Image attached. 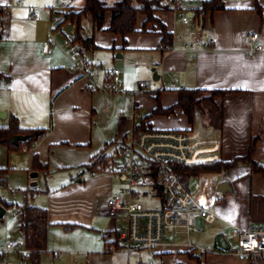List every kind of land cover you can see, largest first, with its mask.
<instances>
[{
  "label": "crops",
  "instance_id": "obj_1",
  "mask_svg": "<svg viewBox=\"0 0 264 264\" xmlns=\"http://www.w3.org/2000/svg\"><path fill=\"white\" fill-rule=\"evenodd\" d=\"M16 1L0 0V113L6 112L5 118L0 117V128L15 117L21 128L43 132L27 151L21 152L30 154L31 186L34 182L38 194L49 199L50 206H45L41 197L34 205L48 207L44 209L48 212L49 227L53 221L66 230L84 226L81 220H53L55 194L46 187V177L68 170L71 176H62L70 180L65 193L77 190L75 186L79 184L89 186L92 179L85 184L86 173L77 176L81 178L75 182L73 173L79 169L90 173L83 167L95 155L102 151L111 154L122 140H128L136 126L132 116L137 112L142 119L148 117L145 125L153 131H182L190 135L188 166L233 162L250 153V159L264 167V50L251 57L247 55L248 33H259L264 47V0H222L223 10L206 14L199 11L203 0H186L185 9L192 15L189 24L180 21L181 12L169 0H163L168 8L155 12L159 23H150L142 31L145 18L138 15L135 32L126 36L107 31L110 11L104 14L100 29L92 19L91 24H85L82 19L86 15L83 16L80 33L83 38H92L94 47L83 49L82 55L90 62L105 61L121 71L119 93L103 90V74H95L90 80L79 79L68 69L72 59L58 47L50 55L41 52L42 43L50 38L49 10L55 0H24L23 7H18ZM62 1L70 5L69 10L83 8L76 6L74 0ZM31 8L39 11L35 20L27 19ZM161 24L173 38L171 45L176 50L161 49ZM65 25L73 34L74 25ZM175 37L188 43H208L210 48L187 52L175 42ZM140 83H145L146 88H140ZM180 89L199 90L204 97L211 91H223L224 95L196 108L193 125L181 109L167 116H150L158 105L163 109L174 106ZM33 155L46 170L32 169ZM33 173L36 178L31 177ZM113 175L99 176L103 182L107 180L106 200L103 207L90 214L93 221L98 215L107 216L106 201L117 193ZM221 183H227L229 189L218 191ZM186 186L200 204L216 215V220L213 224L199 223L200 233L176 237L166 234L153 257L162 264H248L223 251L235 247L230 237L233 230L264 228V176L253 172L249 164L237 162L224 172L202 173ZM142 192L146 193L145 189ZM157 195L162 204L163 196ZM17 215L13 239L21 238L24 245L22 218L18 211ZM115 228L113 223V227L99 230L105 247L115 242ZM223 236L229 237L228 245ZM187 240L213 253L199 255L186 246ZM29 255L25 254L30 262ZM105 255L113 257H106L107 264H130L132 253ZM23 258L24 255L22 261ZM53 258L57 259V254Z\"/></svg>",
  "mask_w": 264,
  "mask_h": 264
},
{
  "label": "built area",
  "instance_id": "obj_2",
  "mask_svg": "<svg viewBox=\"0 0 264 264\" xmlns=\"http://www.w3.org/2000/svg\"><path fill=\"white\" fill-rule=\"evenodd\" d=\"M171 2L174 9L181 12L180 21L189 24L192 15L185 9L187 1L172 0ZM16 5L23 7L24 0H17ZM69 9L68 3L55 0L49 10L50 38L42 43L41 52L50 55L54 47H58L72 59L68 69L79 79L90 80L95 74H103V90L119 93L122 90L121 71L105 61L86 60L82 55V44L67 31L63 14ZM38 13L37 8H31L27 19H37ZM174 40L181 45V49L191 53L210 48V44L200 41L188 43L182 41L181 37H175ZM247 40L248 56H254L264 50L259 33H248ZM174 50L176 47L173 45L165 49L166 52ZM139 87L146 88V85L140 83ZM141 120L142 116L139 112L133 114L134 125ZM191 144L190 135L182 131L143 130L135 133L134 129L125 145L118 144L111 153V166L118 180L125 184V188L119 194L110 197L106 201L105 208L112 222L115 225L121 223L122 226L120 228L115 226L118 241L107 244L105 254L128 256L145 249L153 257L154 250L163 245L166 234L174 237L180 234L189 236L200 233L199 223L215 222L216 215L198 202L174 170V165L188 166L190 163ZM27 150L23 148L24 152ZM145 187H150L157 194L161 191L163 200L159 209H147L143 203L136 200ZM230 237L235 242V247L223 252L232 253L246 260L248 264H264V228L235 229L230 233ZM228 238V236L222 237L226 245ZM186 246L202 256L213 253L208 249L195 247L190 240H187ZM6 253L22 254L23 260H27L28 256L25 254H29L30 251L21 250L16 241H9L0 248L1 255ZM2 264L8 263L3 261ZM151 264L158 263L152 261Z\"/></svg>",
  "mask_w": 264,
  "mask_h": 264
},
{
  "label": "rangeland",
  "instance_id": "obj_3",
  "mask_svg": "<svg viewBox=\"0 0 264 264\" xmlns=\"http://www.w3.org/2000/svg\"><path fill=\"white\" fill-rule=\"evenodd\" d=\"M84 1L74 0V4L76 6H84ZM116 1L118 0H106V3L110 4ZM157 6L160 7L159 9H163L162 11L167 10L163 0H159ZM73 11L78 12L76 9H73ZM87 17L90 16L86 15L83 17V22L91 24V17ZM199 97L202 98L204 96L199 95ZM29 161L30 154H23L21 148L17 150L9 149L4 143H0V169L7 170L6 186L0 187V199L2 204L6 206L5 214L0 219V247L9 241H15L13 235L16 232L14 230L17 224L18 206L24 203L36 205V201L39 199L43 201L45 206H50L49 199L47 198L46 200V196L41 197L36 187L31 186ZM81 173H86L83 178L85 184L89 179H92V182L89 183V186L83 185L84 183L79 184L75 186L78 187L77 190H72L69 193L67 191L65 193V188L68 187L70 180L62 178V176H71L68 170L55 171L51 174V177H46L44 180L49 191L55 194L51 207L53 220L58 218L75 220L76 222L81 220L80 224L84 227L66 230L63 225L56 224L54 223L55 221L51 222L50 227H48L47 250L41 254L40 264H107V258L111 257L104 254L105 246L99 230L113 227L112 220L106 215H98L97 219L93 221L90 214L94 210L99 209L100 206L103 207L102 203L106 200L107 185L105 183L107 180L103 182L99 176L114 174L115 178L112 176V179H114L113 188L114 191H117L116 194L125 188V184L118 180L114 172H112L113 174H110V172L91 174L83 172L81 169L73 173L75 174L73 182L81 178H77V176L82 175ZM184 183L187 184V182ZM144 189L146 193L139 194L136 200L143 203L147 209L159 208L161 199L157 193L150 187L148 189L145 187ZM44 208L48 209V207ZM114 226L120 228L122 224L117 223ZM16 242L20 245V249L24 250L22 239L18 238ZM53 254H57V259L53 258ZM111 258L113 259V257ZM238 258L242 260V258ZM3 259L8 264H31L29 260L22 261V254L19 253L6 254ZM153 260L162 264L159 258L156 256L152 257L148 250L143 249L132 253L130 264H151ZM242 261L245 260L243 259Z\"/></svg>",
  "mask_w": 264,
  "mask_h": 264
},
{
  "label": "trees",
  "instance_id": "obj_4",
  "mask_svg": "<svg viewBox=\"0 0 264 264\" xmlns=\"http://www.w3.org/2000/svg\"><path fill=\"white\" fill-rule=\"evenodd\" d=\"M170 2L172 0H169ZM159 0H118L111 6H108L104 0H85L84 6L78 12H74L72 9L63 14V22H69L74 25L73 37L82 44L83 49L89 50L94 47L92 38H83L81 31V19L85 15H89L95 24L96 28L100 29L104 22V14L107 11L111 12V22L107 29L108 32L115 35L126 36L127 34L135 32V25L138 15L144 16L143 30L150 23H159L155 16V12L159 9ZM172 3V2H171ZM257 5V3H256ZM157 6V7H155ZM167 6V4H166ZM258 7V5H257ZM168 8V6H167ZM222 0H203L201 4L200 12L203 14L214 13L216 11L223 10ZM161 49L165 51L166 47L172 44V37L167 33L165 26L161 24ZM1 37V34H0ZM2 76V75H0ZM201 91L180 89L178 91L177 103L168 108L163 109L160 105L152 112L150 116L157 115H170L175 109H181L184 115L187 117L188 123L193 125L194 114L196 108H198L203 102H213L215 97L224 95L223 91H211L208 96L200 98ZM148 117L143 118L136 126L135 133L143 130H151V128L145 125V121ZM43 132L41 130L24 129L20 127L17 118L12 117L6 127L0 128V140L9 149H19L23 147L30 148L32 144L37 141ZM14 136H24L27 139L23 142L14 144ZM127 140L121 141L122 144H126ZM116 149V148H115ZM114 149V150H115ZM251 151V147H250ZM237 162H244L250 165L253 172L264 176V167L250 159V153L243 159H239L233 162L225 163H213L207 165H195L187 166L177 164L174 165V170L181 177L183 182L189 183L192 178L197 177L202 173H220L224 172L228 168L234 166ZM111 162V154L100 152L95 155L91 162L83 167V170L89 171L91 174L113 171ZM32 169L34 171H44L46 166L43 165L37 155L32 157ZM6 169H0V187L6 186ZM186 184V185H187ZM161 195V191L158 193ZM1 203V199H0ZM2 208H5V204H1ZM19 215L22 218L21 230L24 242V248L30 251L29 259L31 264H40V257L45 252L47 247L48 236V212L44 208H40L28 203H24L19 206ZM118 241L116 236L115 243ZM4 255L0 254V264L4 261Z\"/></svg>",
  "mask_w": 264,
  "mask_h": 264
},
{
  "label": "water",
  "instance_id": "obj_5",
  "mask_svg": "<svg viewBox=\"0 0 264 264\" xmlns=\"http://www.w3.org/2000/svg\"><path fill=\"white\" fill-rule=\"evenodd\" d=\"M0 116H1V118H5L6 117V112L3 111ZM26 139H27V137H24V136H14L13 142H14L15 145H17L19 142H23ZM0 142H2V140H0ZM36 176H37V174L33 173L31 177L32 178H36ZM34 185H36V184L33 182L32 186H34ZM217 189H218V191L225 192V191H227L229 189V186H228L227 183H221L218 186ZM4 214H5V209L0 207V219L4 216ZM18 236H19V234L17 235V237ZM17 237H15V238H17ZM141 264H143V263H141Z\"/></svg>",
  "mask_w": 264,
  "mask_h": 264
}]
</instances>
